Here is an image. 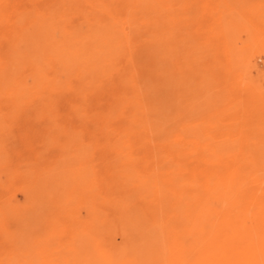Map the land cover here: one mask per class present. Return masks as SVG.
Returning a JSON list of instances; mask_svg holds the SVG:
<instances>
[{
  "label": "rangeland",
  "instance_id": "1",
  "mask_svg": "<svg viewBox=\"0 0 264 264\" xmlns=\"http://www.w3.org/2000/svg\"><path fill=\"white\" fill-rule=\"evenodd\" d=\"M0 264H264V0H0Z\"/></svg>",
  "mask_w": 264,
  "mask_h": 264
},
{
  "label": "bare ground",
  "instance_id": "2",
  "mask_svg": "<svg viewBox=\"0 0 264 264\" xmlns=\"http://www.w3.org/2000/svg\"><path fill=\"white\" fill-rule=\"evenodd\" d=\"M123 1V0H122ZM121 119V118H120ZM30 122V121H29ZM115 124V123H114ZM25 136V135H24ZM24 138V137H23ZM27 140H28V138H27ZM221 144V143H220ZM17 156V155H16ZM20 157V156H19ZM200 157V156H199ZM17 159V158H16ZM102 159V158H101ZM222 160V159H221ZM190 164H192V162L190 163ZM225 164H227V163H225ZM16 166V165H15ZM228 166V165H227ZM206 171V170H205ZM106 172V171H105ZM188 175V174H187ZM203 181V180H202ZM220 187V186H219ZM248 197V196H247ZM224 206V205H223ZM261 217H262V215H261ZM251 225V224H250ZM260 226V225H259ZM189 232V231H188ZM236 234V233H235ZM243 241V240H242ZM170 242V241H169ZM171 247V246H170ZM172 249V248H171ZM175 250V249H174ZM175 252V251H174ZM11 260V259H10ZM175 260V259H174ZM227 263V262H226Z\"/></svg>",
  "mask_w": 264,
  "mask_h": 264
}]
</instances>
